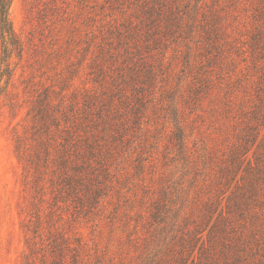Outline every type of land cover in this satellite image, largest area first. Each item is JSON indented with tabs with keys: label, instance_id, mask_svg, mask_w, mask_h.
Wrapping results in <instances>:
<instances>
[{
	"label": "trees",
	"instance_id": "1",
	"mask_svg": "<svg viewBox=\"0 0 264 264\" xmlns=\"http://www.w3.org/2000/svg\"><path fill=\"white\" fill-rule=\"evenodd\" d=\"M72 1V15L42 4L28 54L0 0V95L25 49L55 69L26 80L14 138L35 228L24 263L264 264V0ZM176 159L187 209L173 221Z\"/></svg>",
	"mask_w": 264,
	"mask_h": 264
},
{
	"label": "rangeland",
	"instance_id": "2",
	"mask_svg": "<svg viewBox=\"0 0 264 264\" xmlns=\"http://www.w3.org/2000/svg\"><path fill=\"white\" fill-rule=\"evenodd\" d=\"M45 1L46 0H13L9 10V17L15 32L29 45L28 48H30V50L28 54L31 53V49L40 46L42 35H46V31L43 30V22L45 19L42 18L44 16L42 15L43 13L40 12L42 4ZM67 3L69 4L63 6L66 12L72 15V13L76 11L74 2L72 0H67ZM75 20L77 24L80 23V20ZM26 53L27 51L25 49L21 57L13 59L14 73L12 81L5 92L0 95V264H25V239L33 237L32 231L35 229L33 218L30 222V216L24 207V192H22L21 186L23 171L15 156L13 146L14 138L17 135H21L24 128L30 124L28 111L31 105L30 91L32 87L30 86L31 84L27 86L26 80L32 72L36 71L33 75L35 77L34 82L42 81L44 84L48 83L46 78L50 77L51 79L53 71L55 70L49 72L43 68L38 71L37 66L32 63L31 59L29 60V55ZM54 67L58 69L59 66L56 64ZM40 71H42L41 73L43 74H40ZM82 79L83 77L81 80ZM81 80L79 78L76 79V84H80ZM171 105L175 106V102H169L168 106ZM165 115L166 118L161 121V125H158V134H156L161 140L165 139L164 135L167 130V128L161 129L163 123L168 127H174L171 115L168 113ZM185 172L186 169L179 159H176L167 167L168 179H171L170 183L173 182L175 188L172 193L174 202L168 204V209L175 211V218H173V221H176L178 216L182 217V211H186L187 209V203L182 200V194L178 186L180 181L183 182L184 185H187V178L184 177ZM181 178L183 179L180 180ZM233 185L234 181L230 185V189ZM223 202L224 200L220 202L217 211L221 209ZM43 212L46 211L37 213L43 216ZM31 216L34 217L33 214ZM83 225L86 226L84 232L89 233V224ZM104 227L106 234L108 228L106 223H104ZM170 227H172V224ZM168 231L165 232V237L169 234ZM155 243L156 240L154 244L152 243L150 246V250H148L149 257L152 256L154 247L156 249ZM145 261H139L138 264H145Z\"/></svg>",
	"mask_w": 264,
	"mask_h": 264
}]
</instances>
